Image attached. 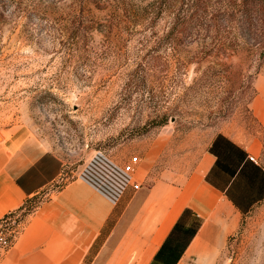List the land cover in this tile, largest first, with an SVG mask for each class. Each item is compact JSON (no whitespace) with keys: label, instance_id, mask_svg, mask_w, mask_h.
<instances>
[{"label":"rangeland","instance_id":"374dc122","mask_svg":"<svg viewBox=\"0 0 264 264\" xmlns=\"http://www.w3.org/2000/svg\"><path fill=\"white\" fill-rule=\"evenodd\" d=\"M149 2L0 0V131L53 153L65 181L132 156L156 157L151 178H180L216 135L258 140L264 167V67L244 91L245 47L220 56L167 36ZM255 225L243 218L229 241L238 264H264Z\"/></svg>","mask_w":264,"mask_h":264},{"label":"crops","instance_id":"0c3cea01","mask_svg":"<svg viewBox=\"0 0 264 264\" xmlns=\"http://www.w3.org/2000/svg\"><path fill=\"white\" fill-rule=\"evenodd\" d=\"M259 152L256 139L216 135L180 178L149 177L154 156L130 174L65 181L53 153L0 131V218L20 216L0 264H238L228 244L243 218L264 247Z\"/></svg>","mask_w":264,"mask_h":264},{"label":"trees","instance_id":"16d2710c","mask_svg":"<svg viewBox=\"0 0 264 264\" xmlns=\"http://www.w3.org/2000/svg\"><path fill=\"white\" fill-rule=\"evenodd\" d=\"M147 6L149 13L169 17L167 36L187 33L220 56L245 47L253 72L246 77L244 91L264 67V0H150Z\"/></svg>","mask_w":264,"mask_h":264},{"label":"built area","instance_id":"2783aa9c","mask_svg":"<svg viewBox=\"0 0 264 264\" xmlns=\"http://www.w3.org/2000/svg\"><path fill=\"white\" fill-rule=\"evenodd\" d=\"M249 160L256 163V159L249 156ZM137 156H132L123 164L122 171L125 174H130L133 171L134 166L137 164ZM134 188L138 187V184L133 185ZM20 226V216L13 212L4 215L0 218V258L11 247Z\"/></svg>","mask_w":264,"mask_h":264}]
</instances>
